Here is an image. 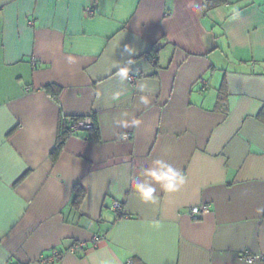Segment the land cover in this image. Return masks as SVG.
<instances>
[{"label":"crops","instance_id":"0c3cea01","mask_svg":"<svg viewBox=\"0 0 264 264\" xmlns=\"http://www.w3.org/2000/svg\"><path fill=\"white\" fill-rule=\"evenodd\" d=\"M85 116L95 128L53 158ZM169 169L171 191L148 174ZM244 251L264 254V0H0V264H248Z\"/></svg>","mask_w":264,"mask_h":264},{"label":"built area","instance_id":"2783aa9c","mask_svg":"<svg viewBox=\"0 0 264 264\" xmlns=\"http://www.w3.org/2000/svg\"><path fill=\"white\" fill-rule=\"evenodd\" d=\"M128 81L129 83L133 84L135 81V76L134 75H129L128 76ZM93 127V120L90 117H81L80 119H77L76 121H73L72 123L69 124L70 130L73 132H76L81 129H90ZM123 138H128L130 137L129 134L124 133ZM110 208L114 211H120L121 210V203L118 201H115ZM209 210V204L207 203H202L199 205H195L187 209V213L193 217H200L202 213L206 212ZM98 237L96 235L93 236V239L96 240ZM84 243L82 241H76L70 248L69 250L72 252H76L78 248L82 247ZM240 258L248 263V264H264V254L261 253H250L248 251H244L240 254ZM53 259V257H49L46 260H43V262H50ZM126 264H133L131 260H128Z\"/></svg>","mask_w":264,"mask_h":264},{"label":"clouds","instance_id":"9594fccd","mask_svg":"<svg viewBox=\"0 0 264 264\" xmlns=\"http://www.w3.org/2000/svg\"><path fill=\"white\" fill-rule=\"evenodd\" d=\"M127 51V47L125 49ZM129 69L127 67H120L118 70V75L121 79H126L128 77ZM144 103H148L146 98H142ZM148 174L157 181H165L164 187L168 190H175L179 183L183 182V176L177 177L175 173L172 172L171 169L168 170V174H157L153 170H148ZM137 191L140 193V196L143 200H153V193L155 191L152 187H145L143 184L136 185Z\"/></svg>","mask_w":264,"mask_h":264},{"label":"trees","instance_id":"16d2710c","mask_svg":"<svg viewBox=\"0 0 264 264\" xmlns=\"http://www.w3.org/2000/svg\"><path fill=\"white\" fill-rule=\"evenodd\" d=\"M222 2H224V0H203V8L204 9H208V8H211V7H213V6L217 5V4H220ZM150 57H152V56H150ZM46 88L47 89H52L54 87H52L51 85H47ZM55 91L58 92V88H56ZM223 92H224L223 89H220V93L222 94ZM80 118L81 117H73L71 119L76 121L77 119H80ZM94 128H95V123L93 121V127L90 128V129H86V130H93ZM71 133H72V131L70 130L68 123L64 122L62 128L59 131V135L57 136V140H56L55 146H54V148L52 150L53 158H55V156L57 155L59 150L62 148L67 134H71ZM82 198H83V190L81 189V187L75 186L73 204L75 206H78L79 203L81 202Z\"/></svg>","mask_w":264,"mask_h":264}]
</instances>
